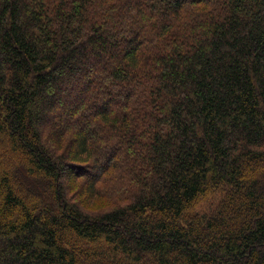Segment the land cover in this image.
<instances>
[{
	"label": "trees",
	"instance_id": "obj_1",
	"mask_svg": "<svg viewBox=\"0 0 264 264\" xmlns=\"http://www.w3.org/2000/svg\"><path fill=\"white\" fill-rule=\"evenodd\" d=\"M0 264H264V0H0Z\"/></svg>",
	"mask_w": 264,
	"mask_h": 264
},
{
	"label": "rangeland",
	"instance_id": "obj_2",
	"mask_svg": "<svg viewBox=\"0 0 264 264\" xmlns=\"http://www.w3.org/2000/svg\"><path fill=\"white\" fill-rule=\"evenodd\" d=\"M97 66H95V64H93L92 66H91V68H90V71L93 73H95L96 72V74L97 75H99V74H102V70L100 69L99 70V67L98 68H96ZM88 179V178H87ZM63 181H65L66 182V184L68 185L69 183H68V181H67V179L66 178H64V180ZM104 185H106V184H104ZM103 184H101V186L103 187L104 186ZM108 188H106V186H105V190H107ZM79 193V194H78ZM77 193V195H76V197L78 198L79 197V195H80V192H78ZM218 198H220V194L219 193H214ZM210 196V195H209ZM209 196H208V198H209ZM100 197H101V199L105 202V201H107V200H111L108 204H111V203H113L116 199L115 198H111V196H105V195H103L102 194V196L100 195ZM97 200L96 201V203H97V205H100L101 203H102V200ZM121 200H123V199H121ZM203 205V204H202ZM203 206H205V205H203ZM100 207V206H99ZM93 208V207H92ZM92 208H90L89 209V211L90 210H92ZM98 208V207H97Z\"/></svg>",
	"mask_w": 264,
	"mask_h": 264
}]
</instances>
